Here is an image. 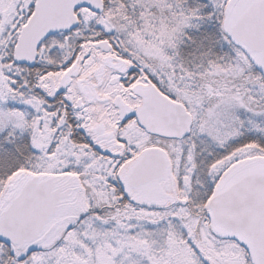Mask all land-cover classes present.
Returning <instances> with one entry per match:
<instances>
[{"label": "snow or ice", "instance_id": "obj_1", "mask_svg": "<svg viewBox=\"0 0 264 264\" xmlns=\"http://www.w3.org/2000/svg\"><path fill=\"white\" fill-rule=\"evenodd\" d=\"M0 264H264V0H0Z\"/></svg>", "mask_w": 264, "mask_h": 264}]
</instances>
